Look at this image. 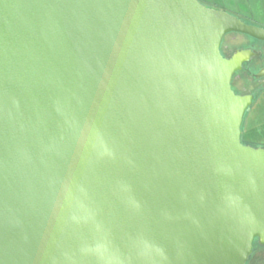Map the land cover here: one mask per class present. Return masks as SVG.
Masks as SVG:
<instances>
[{
	"label": "water",
	"instance_id": "obj_1",
	"mask_svg": "<svg viewBox=\"0 0 264 264\" xmlns=\"http://www.w3.org/2000/svg\"><path fill=\"white\" fill-rule=\"evenodd\" d=\"M264 28L198 0H0V264H248L264 247Z\"/></svg>",
	"mask_w": 264,
	"mask_h": 264
},
{
	"label": "rangeland",
	"instance_id": "obj_2",
	"mask_svg": "<svg viewBox=\"0 0 264 264\" xmlns=\"http://www.w3.org/2000/svg\"><path fill=\"white\" fill-rule=\"evenodd\" d=\"M202 5L209 9L222 10L241 19L244 22L264 24V0H198ZM232 43L233 48H249L251 44L246 36L227 35L225 44ZM259 50L262 45L254 43ZM261 81V80H260ZM254 79H245L244 85L234 84V89L242 93L257 94L253 105L245 114L242 126V141L245 145L256 148H264V90L258 91L256 86L261 84ZM255 85V86H254ZM257 90V91H256ZM264 254V247L256 241L253 253L248 264H264V258L259 257ZM259 259V260H258Z\"/></svg>",
	"mask_w": 264,
	"mask_h": 264
},
{
	"label": "flooded vegetation",
	"instance_id": "obj_3",
	"mask_svg": "<svg viewBox=\"0 0 264 264\" xmlns=\"http://www.w3.org/2000/svg\"><path fill=\"white\" fill-rule=\"evenodd\" d=\"M246 23L264 28V24L257 25L256 23H250V22H246ZM233 34L246 36L248 38V41L251 44V46L249 48H235L234 49L232 46V43L229 42V44H225V38L227 36L226 35L224 37L222 45H221V52L225 58L231 59L237 52L243 51V50H248V51H252L253 53H258V55H255L251 59L246 61L243 64L242 70L237 72L234 75L233 80H232V88L236 94H238L240 96L252 95V96H254V100H255L256 95H257L255 92L253 94L242 93V92L238 91L237 89H234V84H237V83L240 84L241 83V85H244L243 81L245 79H251L252 78V79L258 81V83L262 82L261 84L256 86V89L258 91L264 90V41L255 39L253 37H250V36H247L244 34H239V33H231V34H228V36L233 35ZM254 43L255 44L256 43L261 44L263 50H259L256 47H253ZM254 100H253V102H254Z\"/></svg>",
	"mask_w": 264,
	"mask_h": 264
},
{
	"label": "crops",
	"instance_id": "obj_4",
	"mask_svg": "<svg viewBox=\"0 0 264 264\" xmlns=\"http://www.w3.org/2000/svg\"><path fill=\"white\" fill-rule=\"evenodd\" d=\"M260 258H264V254H262V255L259 257V259H260ZM259 259H258V260H259Z\"/></svg>",
	"mask_w": 264,
	"mask_h": 264
}]
</instances>
